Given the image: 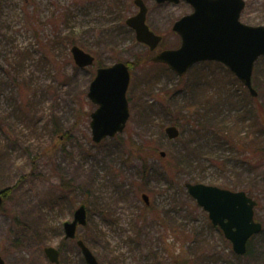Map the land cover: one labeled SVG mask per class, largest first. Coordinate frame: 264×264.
Here are the masks:
<instances>
[{
  "label": "rangeland",
  "instance_id": "rangeland-1",
  "mask_svg": "<svg viewBox=\"0 0 264 264\" xmlns=\"http://www.w3.org/2000/svg\"><path fill=\"white\" fill-rule=\"evenodd\" d=\"M143 1L147 25L163 38L154 52L126 25L139 11L134 0H0L5 264H51L48 247L61 252L60 264H86L63 228L83 204L89 222L78 238L99 264H264V57L254 68L255 98L220 63L179 77L152 58L180 48L173 27L193 7ZM245 2L240 21L264 26V0ZM75 45L93 66L75 64ZM120 62L131 68L130 119L123 133L97 144L89 88L98 68ZM171 126L178 139L167 136ZM133 143L147 145L145 157L130 153ZM189 184L244 192L257 203L263 230L248 242L249 254H235Z\"/></svg>",
  "mask_w": 264,
  "mask_h": 264
},
{
  "label": "water",
  "instance_id": "water-1",
  "mask_svg": "<svg viewBox=\"0 0 264 264\" xmlns=\"http://www.w3.org/2000/svg\"><path fill=\"white\" fill-rule=\"evenodd\" d=\"M181 1L189 3L194 9L192 14L174 25V32L182 40L181 47L164 51L152 61L169 66L179 77L185 76L194 65L202 62L223 64L249 89L253 97H257L252 78L256 62L264 57V26L253 27L240 21L246 7L245 0H156L158 4H179ZM134 4L139 12L129 18L126 24L135 31L139 43L155 51L162 37L147 25L148 8L144 1L135 0ZM71 53L79 68L93 66L95 62L92 55L78 46H74ZM130 84L131 71L125 63L97 70L88 93V98L98 107L91 115L95 143L100 144L106 138H114L124 132L131 115L127 98ZM166 134L175 140L179 138L180 131L171 126L166 129ZM161 155L165 156L164 153ZM187 188L190 196L208 212L213 226L219 227L232 243L235 254L246 255L249 240L263 229L262 224L254 218L257 203L244 192L233 193L202 184H189ZM143 200L149 204L146 195H143ZM2 204L3 197L0 196V206ZM87 218L86 206L82 205L76 210L73 221L65 222V238L76 239L79 226H86ZM78 246L86 264H99L82 240L78 241ZM45 254L51 263H60L58 249L46 248ZM0 264H5L1 256Z\"/></svg>",
  "mask_w": 264,
  "mask_h": 264
},
{
  "label": "trees",
  "instance_id": "trees-1",
  "mask_svg": "<svg viewBox=\"0 0 264 264\" xmlns=\"http://www.w3.org/2000/svg\"><path fill=\"white\" fill-rule=\"evenodd\" d=\"M74 45V44H73ZM147 147V145H145L144 147L143 146H141V145H137V143H133L132 145H130V149H131V154H137L138 156H140L141 158H143V157H145L144 155H146V153L145 152H143L144 151V149ZM155 151H157V149L155 150ZM148 156V155H147ZM146 156V157H147ZM179 162H182L181 160L179 161ZM170 177H171V175H170ZM172 178V177H171ZM68 185V183L67 184H65V187ZM9 193V190H4V191H2L1 192V195H3V196H5L6 194H8ZM250 253V249L248 248V251H247V254H249Z\"/></svg>",
  "mask_w": 264,
  "mask_h": 264
},
{
  "label": "flooded vegetation",
  "instance_id": "flooded-vegetation-1",
  "mask_svg": "<svg viewBox=\"0 0 264 264\" xmlns=\"http://www.w3.org/2000/svg\"><path fill=\"white\" fill-rule=\"evenodd\" d=\"M74 216V215H73Z\"/></svg>",
  "mask_w": 264,
  "mask_h": 264
}]
</instances>
